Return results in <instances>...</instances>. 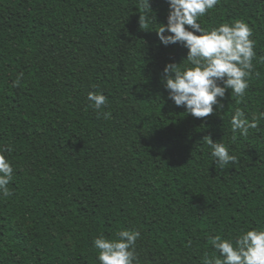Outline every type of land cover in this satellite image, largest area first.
<instances>
[{"label": "trees", "instance_id": "16d2710c", "mask_svg": "<svg viewBox=\"0 0 264 264\" xmlns=\"http://www.w3.org/2000/svg\"><path fill=\"white\" fill-rule=\"evenodd\" d=\"M140 4L0 0V154L14 169L13 195L0 193V264H100L94 240L122 230L141 233L134 264H203L220 256L215 236L264 231V119L247 136L231 129L237 109L264 114V0H219L198 21L241 20L255 41L244 102L229 90L207 119L176 106L162 81L189 52L156 32L170 4L150 0L144 30ZM92 92L111 118H98ZM206 136L239 163L220 170Z\"/></svg>", "mask_w": 264, "mask_h": 264}, {"label": "clouds", "instance_id": "9594fccd", "mask_svg": "<svg viewBox=\"0 0 264 264\" xmlns=\"http://www.w3.org/2000/svg\"><path fill=\"white\" fill-rule=\"evenodd\" d=\"M170 11L167 25L159 24L156 31L160 41L165 45L181 44L189 52L187 61L191 67L181 70L183 64H168L164 69L162 81L169 91V99L178 107H185L187 114L197 119H207L216 115L217 106L223 111L220 102L231 90L237 103H243L250 87L249 81L254 71L256 59L255 41L251 39L253 29L245 22L237 20L234 25L224 23L219 27L206 30L198 22L219 3V0H167ZM139 25L147 29L150 23L149 13L153 12L150 0H141ZM157 21V17H153ZM192 29L191 31L189 30ZM169 32L171 35L165 36ZM196 33H200L197 35ZM22 76L17 78L13 87H19ZM223 84V86H220ZM88 100L97 110L98 118H111V112L105 113L108 98L95 92L88 94ZM264 114H253L252 120L246 117L243 109H237L231 120L232 132L244 136L250 129H258ZM237 136H232L235 143ZM204 141L212 148V156L220 170L230 163L238 164L236 156L231 155L223 142H214L210 136ZM11 146L3 152H11ZM14 169L5 155L0 154V193L7 198L13 195L9 188L13 180ZM141 233L134 230H122L117 239H108L101 235L94 240L98 250L100 264H134L138 260L135 250ZM210 244L220 254L209 257L205 254L203 264H264V231L250 230L242 234L233 243L219 235L210 239Z\"/></svg>", "mask_w": 264, "mask_h": 264}]
</instances>
